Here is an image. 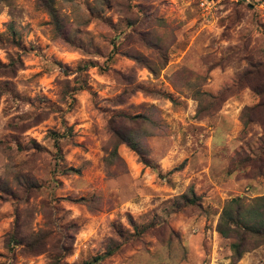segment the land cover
<instances>
[{
  "label": "rangeland",
  "instance_id": "1",
  "mask_svg": "<svg viewBox=\"0 0 264 264\" xmlns=\"http://www.w3.org/2000/svg\"><path fill=\"white\" fill-rule=\"evenodd\" d=\"M201 7L0 0V264H264V0Z\"/></svg>",
  "mask_w": 264,
  "mask_h": 264
},
{
  "label": "trees",
  "instance_id": "2",
  "mask_svg": "<svg viewBox=\"0 0 264 264\" xmlns=\"http://www.w3.org/2000/svg\"><path fill=\"white\" fill-rule=\"evenodd\" d=\"M257 72L258 70L255 68V70L246 72V75H253ZM255 87L256 88L252 87L253 90L259 95L261 94L264 96V84L263 87ZM261 106H264V102H259L255 107H252L251 112H254L256 108ZM256 118H258V120L262 119L261 117ZM258 200L259 203H257V205L253 204L247 206L240 197L230 199L223 207V212L218 224L219 232L225 237H230L232 234H238V231H242V235L251 234L264 239V196L259 197ZM233 246L239 251L240 247L238 244H234Z\"/></svg>",
  "mask_w": 264,
  "mask_h": 264
},
{
  "label": "built area",
  "instance_id": "3",
  "mask_svg": "<svg viewBox=\"0 0 264 264\" xmlns=\"http://www.w3.org/2000/svg\"><path fill=\"white\" fill-rule=\"evenodd\" d=\"M221 0H200V5L202 6L201 8L205 9L207 12V6L209 4H216V3H220ZM209 9V8H208ZM212 10V9H211Z\"/></svg>",
  "mask_w": 264,
  "mask_h": 264
},
{
  "label": "crops",
  "instance_id": "4",
  "mask_svg": "<svg viewBox=\"0 0 264 264\" xmlns=\"http://www.w3.org/2000/svg\"><path fill=\"white\" fill-rule=\"evenodd\" d=\"M221 139H223V136H222V138L218 137V140H221Z\"/></svg>",
  "mask_w": 264,
  "mask_h": 264
}]
</instances>
